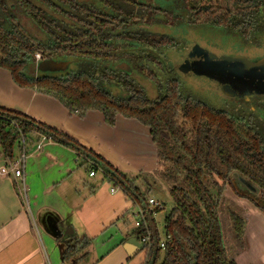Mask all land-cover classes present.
<instances>
[{
	"label": "trees",
	"instance_id": "1",
	"mask_svg": "<svg viewBox=\"0 0 264 264\" xmlns=\"http://www.w3.org/2000/svg\"><path fill=\"white\" fill-rule=\"evenodd\" d=\"M151 1L11 0L9 5L0 0L5 23H0V69L9 71L20 88L59 101L70 115L96 111L108 126L122 117L149 128L157 148L155 171L125 174L66 131L2 107L0 147L6 159H13L23 141L32 146L45 136L74 151L83 166L92 163L101 170L106 181L145 211L148 228H136L132 234L138 241L150 239L144 264H236L224 244L220 208L230 190L264 214V108L249 117L217 110L177 83H169L161 97L151 101L117 64L126 61L145 75L161 53L177 48L174 39L148 29L155 25L217 28L252 40L264 34V0H163L158 5ZM26 20L40 38L27 31ZM36 54L42 60L67 58L80 68L58 77L39 76ZM109 84L130 96L113 97L106 91ZM234 174L247 186L245 191L234 185ZM160 182L172 200L164 219L165 249L155 221L161 209L149 206L150 193ZM230 218L243 245L245 221L232 212ZM90 246L87 240L75 242L64 250L63 262H77Z\"/></svg>",
	"mask_w": 264,
	"mask_h": 264
},
{
	"label": "crops",
	"instance_id": "2",
	"mask_svg": "<svg viewBox=\"0 0 264 264\" xmlns=\"http://www.w3.org/2000/svg\"><path fill=\"white\" fill-rule=\"evenodd\" d=\"M0 107L66 131L125 174L135 176L157 168V148L149 128L122 117L114 126H108L104 116L96 111L83 117L70 115L59 101L17 86L11 73L3 69ZM35 145H28L25 197L12 180L0 176V264H66L62 258L64 250L81 240L89 241L91 246L72 264H142L140 252L129 256L124 248L127 241L136 239L132 236L136 229L127 232L124 226L120 227L129 210V199L124 195L125 200L99 202L97 190L93 186L88 189V185L98 172L104 177L101 170L88 163V175H82L79 171L83 161L74 151L47 142L40 152H35ZM20 151L17 149L15 155ZM5 160L0 147V168ZM92 171L95 176H90ZM110 193L111 197L116 196V190ZM225 197L230 198L233 210L234 205L239 207L245 221L243 245L236 239L232 222L226 224L229 236H233L229 240L230 253L226 247L229 259L236 264H264V214L230 190ZM68 231L70 235L65 236Z\"/></svg>",
	"mask_w": 264,
	"mask_h": 264
},
{
	"label": "rangeland",
	"instance_id": "3",
	"mask_svg": "<svg viewBox=\"0 0 264 264\" xmlns=\"http://www.w3.org/2000/svg\"><path fill=\"white\" fill-rule=\"evenodd\" d=\"M7 1H9V5H13L11 0ZM162 1L152 0L151 3L158 5ZM0 23L5 24L1 19ZM23 23L27 31L40 38L41 33L30 22L26 20ZM148 29L154 33L174 39L178 43L177 48L161 53L160 61L147 67L145 75L137 70H132V73L129 74L130 79L144 90L149 100L157 101L169 83H177L190 96L217 110L245 117H249L254 109L257 111L262 110L264 106V68L244 69L242 73H239L237 69L242 67L240 64L226 63L220 60L221 58H245L253 63L264 59V34L257 35L252 40H243L238 36L228 34L217 28L189 27L184 24L177 26L155 25ZM196 48L199 49V57L193 56ZM57 60L69 63L68 70L63 72L37 71V74L39 76L58 77L76 72L80 68L78 63L70 59L62 57L57 58ZM122 62L118 63L117 67L123 64ZM187 64H189L188 70L184 71L182 67ZM225 86H231L232 90L238 92L240 95L246 96L250 94V96L255 95L256 98L251 104L240 99L231 98L225 95L223 91ZM106 91L119 99H126L130 96V93L126 90L112 84L106 87ZM87 169L88 166H82L81 163L79 172L82 175H88ZM233 178L234 185L238 187V190L245 191L247 189V186L239 180L236 174H234ZM89 183L91 185H88V189L93 186L97 190L99 202H114L116 198L125 200L123 192L116 188L113 183L106 181L101 172H98L97 178L90 179ZM111 190H116V196H110ZM252 191L258 196L257 189L252 188ZM150 194V199L156 200L163 206V209L155 215V221L162 239H165L163 237L164 219L172 207V200L167 186L161 182ZM230 204V198L225 197L220 208L224 244L228 249L230 247L229 240H232L233 237L229 236L226 227L228 221V223L232 222L228 211L232 213L233 211H237V215L243 218L241 210H237L239 207L233 204L234 206H232L236 209L233 210ZM127 209L129 210L126 212L125 221L124 223L121 221L120 227L124 226L126 228L125 231L132 232L136 229L135 223L137 218L135 214L138 213L140 207L133 206V203L129 200ZM252 236H254V232H251ZM69 239L72 240L73 238L70 237ZM260 241L257 243L259 244ZM140 255L143 258L142 264H144L146 251H140Z\"/></svg>",
	"mask_w": 264,
	"mask_h": 264
},
{
	"label": "built area",
	"instance_id": "4",
	"mask_svg": "<svg viewBox=\"0 0 264 264\" xmlns=\"http://www.w3.org/2000/svg\"><path fill=\"white\" fill-rule=\"evenodd\" d=\"M37 63H40L42 60V57L40 54L35 55ZM49 142L47 137L41 136L39 141L36 142L35 145V152H40L42 150V147L45 143ZM22 148L20 153L14 157L13 159H6L5 164L0 168V176L6 177L9 180H12L18 187V190L22 196L25 197L26 194V184H25V167L26 162L29 157L28 152V144L26 142H22ZM90 176H95V172L92 171L90 173ZM115 190H112L114 192ZM23 197V198H24ZM149 206L150 209L153 210L155 208L163 209V206L157 202L154 199L149 200ZM135 217L137 218L135 223V228L144 227L147 229V223L145 218V211L140 209L137 214H135ZM140 243L144 244V250L147 252L150 249V239L149 237L142 238ZM166 239H162L160 246L162 249H165L166 247Z\"/></svg>",
	"mask_w": 264,
	"mask_h": 264
},
{
	"label": "water",
	"instance_id": "5",
	"mask_svg": "<svg viewBox=\"0 0 264 264\" xmlns=\"http://www.w3.org/2000/svg\"><path fill=\"white\" fill-rule=\"evenodd\" d=\"M199 49L196 48L194 51L195 52H199ZM220 61H224L226 63H234V64H240L244 67V69L246 70H250L252 68H264V59L258 61V62H249L247 59L245 58H221ZM188 65L182 67V69L184 71L188 70ZM69 68V63L67 62H56L52 59H49L45 62H40L38 65V70L42 71V72H63V71H67ZM119 70L126 72L127 74H131V68L129 67L128 64L123 63L121 65L118 66ZM227 91V88H226ZM231 95V94H230ZM252 190V188H251ZM70 232H66L65 236H69ZM125 250L128 252L129 256H133L134 254H136L137 252H140L142 250H144V244L140 243L138 240L136 239H131L129 241H127L124 245Z\"/></svg>",
	"mask_w": 264,
	"mask_h": 264
},
{
	"label": "flooded vegetation",
	"instance_id": "6",
	"mask_svg": "<svg viewBox=\"0 0 264 264\" xmlns=\"http://www.w3.org/2000/svg\"><path fill=\"white\" fill-rule=\"evenodd\" d=\"M132 50V49H131ZM136 50H139L138 48L136 49ZM203 53H205V52H203ZM194 55V57H199L200 56V54H199V52H195L194 51V53H193ZM160 58V57H159ZM50 58H48V57H45L43 60H41V62H45V61H47V60H49ZM53 60V59H52ZM54 61H56V62H60L59 60H54ZM121 63V62H120ZM122 63H126V61H123ZM127 64H129V63H127ZM130 65V64H129ZM242 66V65H241ZM130 67V66H129ZM243 70H244V67L242 66V67H240V68H238L237 69V72H239V73H242L243 72ZM131 71H132V69H131ZM129 75V74H128ZM226 88H227V91H226ZM223 91H224V93H225V95L226 96H230L231 98H236V99H240V100H242V101H244V102H246V103H248V104H251L253 101H254V99L256 98V96L255 95H251L250 96V94L249 95H246V96H243V95H240L238 92H234L233 90H232V87L231 86H225L224 88H223ZM231 94V95H230ZM263 108H264V106H263ZM257 110L256 109H254V110H252V112H256ZM251 115V114H250Z\"/></svg>",
	"mask_w": 264,
	"mask_h": 264
}]
</instances>
